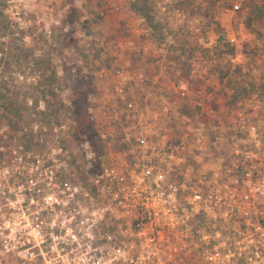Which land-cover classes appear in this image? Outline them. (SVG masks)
Returning a JSON list of instances; mask_svg holds the SVG:
<instances>
[{"label":"built area","instance_id":"2783aa9c","mask_svg":"<svg viewBox=\"0 0 264 264\" xmlns=\"http://www.w3.org/2000/svg\"><path fill=\"white\" fill-rule=\"evenodd\" d=\"M173 94L186 95L176 86ZM38 104L45 112L44 99ZM157 117L125 142V170L83 145L89 161L100 163L99 199L69 171L67 122L51 116L46 123L3 124L9 129L7 146L0 145L4 263L264 264V117L238 118L249 143H233L230 155L199 157L206 148L199 133L190 140L185 126L166 131ZM99 129L107 152L109 136Z\"/></svg>","mask_w":264,"mask_h":264},{"label":"rangeland","instance_id":"374dc122","mask_svg":"<svg viewBox=\"0 0 264 264\" xmlns=\"http://www.w3.org/2000/svg\"><path fill=\"white\" fill-rule=\"evenodd\" d=\"M237 2H241L239 10L234 7ZM181 12L205 15L206 24H215L226 47L214 55L224 58L234 71L243 65L247 83H231L215 98L191 91L187 84L199 92L196 82L210 85L213 77L208 75L216 73L210 69L215 57L205 52L216 43L209 44L214 36L204 35L201 45L202 36L193 34L186 39L192 50L180 58L192 62L198 73H188L189 83L174 84L186 95L179 97L164 85L159 87L157 66L166 72L164 62L176 55L167 48H176L177 29L184 26ZM142 21L152 29L147 36L141 33ZM141 37L152 43L143 46ZM263 67L264 0H213L205 9L190 1L170 0H0V145L8 143L4 136L9 129H2L3 124L46 123L51 116L67 122L71 129L62 143L69 171L99 199L104 185L97 178L100 163L89 161L84 144L103 153L104 164L125 170V142L133 141L136 128L157 114L156 121L166 131L177 133L183 129L177 124L183 123L191 134L188 139L197 133L202 136L206 148L196 157L228 156L233 143H249L238 118L264 117V95H259ZM40 98L46 106L43 113L36 110ZM99 127L109 136L107 152H101ZM50 135L45 139H52ZM185 154V150L177 152L179 159ZM260 171L264 172V164ZM2 258L0 253L1 264H6Z\"/></svg>","mask_w":264,"mask_h":264},{"label":"trees","instance_id":"16d2710c","mask_svg":"<svg viewBox=\"0 0 264 264\" xmlns=\"http://www.w3.org/2000/svg\"><path fill=\"white\" fill-rule=\"evenodd\" d=\"M174 39H175L174 41L176 43V48L170 45L167 48V51L169 53L170 52L171 53L172 52H176V55L173 57V59H170V60H167V61L164 62V64L167 66L166 72H168V69H172V71H174L173 67H175L176 71H179L178 75L185 74L186 76H188L190 73H192V75H195L196 73H198V71L195 70V65L192 62H191V64H188L190 62L187 60V58H183V59L180 58L181 54L185 53V55H187L190 52V49L192 50V48H190V49L188 48L189 44L186 43V41L185 42L182 41V37H177V38H174ZM222 41H223V37L222 36L218 37L216 43L213 46L214 48L210 47L208 50H206V54L208 55V57L209 56H210V58L211 57H215V61L212 62L213 66L210 69L213 70V72H216V73H211L210 75H208V77L216 78L218 84H216V86H215V84H213V86H208V87L205 86L206 88L202 92V95H199L198 97H203L204 95L210 94V95L214 96V98H215V96L218 93L222 94V92H224V91L226 92L228 87H230L231 83L234 84V85L235 84H239V83H242V84L243 83H247L246 80H245V75L242 72V71H244L246 73V71L243 69V65L237 66V67H240V68L236 67L237 70L234 71V70H232V65L229 62L225 61L224 58H219L220 60L223 59L222 61H220L218 59V56L217 57L215 56V55H217V49L218 48L219 49L222 48L221 50L225 52L226 43H224ZM177 53H179V55H177ZM220 54L223 55V53H221V51H220ZM189 59H190V61H192L190 56H189ZM182 60H184V61H182ZM263 69H264V67H263ZM263 73H264V71H263ZM250 79H252V78H250ZM198 81H200V80H198ZM203 82H206V81H203ZM260 83H261V90L259 92V95H264V76L261 77ZM217 86H218V88H217ZM234 91L236 92L234 94L238 95L237 94L238 91H236V90H234ZM174 99H178V98H174ZM178 126L179 127H183L184 124L183 123L182 124L179 123Z\"/></svg>","mask_w":264,"mask_h":264},{"label":"crops","instance_id":"0c3cea01","mask_svg":"<svg viewBox=\"0 0 264 264\" xmlns=\"http://www.w3.org/2000/svg\"><path fill=\"white\" fill-rule=\"evenodd\" d=\"M170 1H173V2H178V3H187L188 1H190L191 3H194L195 5H199L200 6V8H204L205 9V7L207 8L208 7V5L210 4V2L211 1H213V0H170ZM188 13V12H187ZM187 13H180V14H178L179 16H181L182 17V19H184L183 21H184V26H181L180 25V28H178L177 29V31L180 33L179 34V36L180 37H182V41H186V39H187V36L189 35V37L190 36H192L193 34H195V35H197V36H202V38L199 40V42H200V44L201 45H203V43H202V39H204L203 38V36L205 35V36H214L213 38H212V40L209 38V37H207V39L209 40L210 39V42H209V44L210 43H212V41L214 40V41H217V40H215L216 39V37H218V28H216L214 25H212V24H206V22L204 21V19H206V16L204 17L202 14H198V13H193V14H187ZM221 18V17H220ZM186 19V20H185ZM192 20L191 22H189L190 23V25H188L187 24V22L189 21V20ZM222 19V18H221ZM195 22V23H194ZM186 24V25H185ZM150 26L147 24V23H143V21L140 23V30H141V33L143 34V33H147L146 34V36L150 33V31L152 30L151 29V27L149 28ZM199 37V38H200ZM142 39V42H141V44L143 45V46H148L149 45V43H152V42H150L147 38H145V39H143L144 37H141ZM205 41H206V38H205ZM186 43H188L189 45H188V48L190 49L191 48V46H190V44H192V42H187L186 41ZM211 45V44H210ZM193 47V46H192ZM203 47V46H202ZM205 47V46H204ZM206 52V51H205ZM177 55H179V53H177ZM157 70H156V72L159 74V76H158V80L156 81L158 84H159V87H161V86H165V88L169 91V92H171L172 94H173V91H174V84L175 83H183V81H187V83H189V80L188 79H192V76L190 77V76H186V75H178V73H179V71H176V69H175V67H173V69H174V71H172V69H168V72H163L162 71V69L160 68V66H157ZM196 69V68H195ZM164 70V69H163ZM160 78V79H159ZM161 81V85H160V83L158 82V81ZM155 81V80H154ZM210 82L212 83V84H206V82H201V80L200 81H198L197 82V89L199 90V92L198 91H196V90H193V88H192V85H188L187 84V86H188V88L191 90V91H193V92H195L196 94H199V95H202V92L204 91V89L206 88L205 86H213V84H215V86H216V84H218L217 83V79L216 78H213L212 80H210ZM217 88H218V86H217ZM175 104H178V102L176 103L175 102ZM176 109V108H175Z\"/></svg>","mask_w":264,"mask_h":264}]
</instances>
